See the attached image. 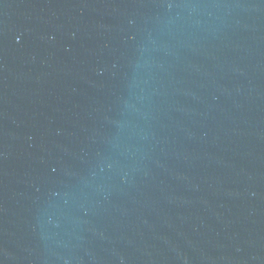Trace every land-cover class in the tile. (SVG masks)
I'll list each match as a JSON object with an SVG mask.
<instances>
[{"label":"water","instance_id":"95a60500","mask_svg":"<svg viewBox=\"0 0 264 264\" xmlns=\"http://www.w3.org/2000/svg\"><path fill=\"white\" fill-rule=\"evenodd\" d=\"M0 264H264V0H0Z\"/></svg>","mask_w":264,"mask_h":264}]
</instances>
